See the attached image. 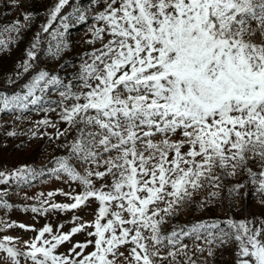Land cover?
<instances>
[{"label":"snow or ice","instance_id":"obj_1","mask_svg":"<svg viewBox=\"0 0 264 264\" xmlns=\"http://www.w3.org/2000/svg\"><path fill=\"white\" fill-rule=\"evenodd\" d=\"M23 3L11 0L16 8ZM68 4L58 0L49 9L44 33ZM89 7L94 23L86 43L100 46L85 53L67 81L40 70L24 85L26 91L0 94V113H23L30 106L60 109L66 128L48 118L37 125L56 129L55 139L66 138L68 155L54 161L50 174L81 191L42 193L41 205L48 207L31 211H73L94 200V219L73 216L80 223L60 232L47 224L36 229L0 218V231L19 227L36 233L30 240L0 238V253L6 254L0 264H21L20 257L26 264H181V258L183 264H197L196 253L215 258L217 250L232 244L233 264H264V216L202 220L163 231L168 218L199 193L218 190L242 172L264 195V0H90ZM73 14L80 22L88 20L86 9ZM31 19L30 12L24 14L0 35L19 34ZM69 20L60 17L63 31H53V39L66 34ZM10 39H0V46L7 47ZM39 43L19 65L24 73L33 66ZM66 47L59 39L55 51L51 44L48 50L55 57ZM52 90L58 99H50ZM253 161L259 172L250 167ZM26 172L35 178V169L27 166L0 171V185L13 177L26 180ZM244 187L237 183L229 191L239 194ZM215 190L197 206L218 199ZM57 194L72 202H52ZM0 207H11L3 194ZM81 232L95 239L58 252ZM185 237L194 241V250Z\"/></svg>","mask_w":264,"mask_h":264},{"label":"rangeland","instance_id":"obj_2","mask_svg":"<svg viewBox=\"0 0 264 264\" xmlns=\"http://www.w3.org/2000/svg\"><path fill=\"white\" fill-rule=\"evenodd\" d=\"M58 0H24L20 8L13 7L11 0L7 4L4 0H0V29L10 25L17 19L23 21L24 14L30 12L32 14L31 23L23 28L19 34L4 33L0 35V39H7L11 36L7 47L0 46V88L11 89L14 91L7 93L0 91V94L15 95L26 91L24 85L29 83L32 77L40 70L49 71L52 74H58L66 81L71 79L75 74L82 60L85 59V53L90 52L96 45L86 43L91 39L89 28L94 23L92 17L94 12L89 7L90 0H69V4L62 9L57 21L53 23L52 28L48 33L42 31V25L47 23L48 11ZM96 9L101 8V5H94ZM76 8L86 9L88 20L80 22L74 15ZM69 16L71 27L67 30L62 38L53 39L51 33L53 31H63L60 24V17ZM39 39L40 43L35 49L37 57L32 61V67L24 73L19 67L27 57V51L32 44ZM59 39L68 45L63 48L58 56H52L49 52V45L55 51V46ZM50 99H58V94L52 90L49 93ZM60 109L55 112H44L39 110V106H30L27 112H3L0 113V171L14 172L16 169L28 168L35 169L36 176L33 179L32 174L26 172L28 177L26 180L17 181L14 177L7 184L0 185V194H3V200L11 205V207H0V218L5 221L23 223L32 225L36 229L43 226L51 225L54 231L69 232L72 227L80 223L73 222V216L83 218V221H92L94 212L98 207V202L91 201L89 207H81L73 211L49 210L46 214L33 213L31 208L48 207L41 205L44 199L41 194H47L50 191L59 192L63 189L68 192L75 189L76 192L81 191V188L72 183L71 187L64 179H56L52 176L51 169L55 167L54 161L62 156L68 155L65 146V137L55 139L56 129L51 127L37 125L38 121L45 118L53 121L57 128L63 130L67 125L59 120ZM20 117V119H17ZM9 132H16L14 136L8 135ZM35 133V135H34ZM72 135L67 136V140H71ZM250 167L253 171L259 172L258 162H250ZM43 170V171H42ZM237 183L244 184L239 194L230 193V189ZM257 185L249 182L247 173L242 172L237 177H229L224 180L223 187L215 189H206L199 193L193 203L185 205L179 212V215L168 218V223L163 225L165 233L170 232L173 228L180 226H190L192 223L202 220L211 219H226L232 217L236 220L244 218H257L264 216V195L256 191ZM218 191L219 198L205 205L203 209L197 206L199 201L208 198V192ZM55 203H70L68 197L55 195L52 198ZM63 224L62 229H58V225ZM91 231L92 229H88ZM8 235L20 240H30L36 233L26 231L19 227L4 229L0 231V238ZM47 235V234H46ZM87 239H95L88 237L86 232L77 233L71 238V242H65L58 248V252L67 253L72 244L76 242H84ZM184 243L188 244L189 249H193L194 241L185 237ZM17 247L23 250V244L18 243ZM236 247L232 244L225 248L223 252L217 250L215 258L208 257L207 252L203 255L196 253L192 258L197 261V264H233L235 259L233 249ZM91 246L87 251H91ZM191 255V252L189 253ZM0 255L6 254L0 253ZM21 264H26L23 257L19 258ZM183 264V258H181Z\"/></svg>","mask_w":264,"mask_h":264},{"label":"trees","instance_id":"obj_3","mask_svg":"<svg viewBox=\"0 0 264 264\" xmlns=\"http://www.w3.org/2000/svg\"><path fill=\"white\" fill-rule=\"evenodd\" d=\"M0 91H3V92L10 93V92L14 91V88H11V89H7V88H0Z\"/></svg>","mask_w":264,"mask_h":264}]
</instances>
